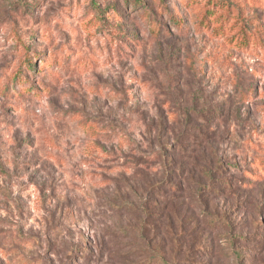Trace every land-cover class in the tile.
<instances>
[{"label":"clouds","instance_id":"1","mask_svg":"<svg viewBox=\"0 0 264 264\" xmlns=\"http://www.w3.org/2000/svg\"><path fill=\"white\" fill-rule=\"evenodd\" d=\"M12 2L0 0V261L69 264L76 252L71 264H264L243 201L224 192L205 195L217 213L231 216L232 235L197 228L195 243L185 236L177 245L181 237L164 231L166 216L158 218L159 231L143 235L137 223L149 199L148 184L161 185L169 198H186V173L199 177L200 169L211 167L212 152L238 165L229 170L238 190L264 205V43L247 7L264 10V0H236L243 16L225 9L211 17V30L193 28L191 51L178 62L176 87L183 97L170 90L151 36L142 46L117 39L121 21L114 10L106 11L105 26L93 0H46L37 11L39 24L29 17L17 27L9 18ZM108 2L96 0L105 8ZM187 2L169 0L177 12ZM245 24L251 30L242 46ZM36 31L39 44L31 40ZM45 48L41 71H27L25 57L35 60ZM189 58L206 66L203 76L191 78ZM22 67L32 83L21 77L6 94ZM238 79L259 83L255 100L242 95ZM33 84L39 90L28 91ZM196 91L204 112L193 117L196 135L203 131L208 137L189 150L199 169L190 159L180 160L178 144L192 130L182 114ZM251 169L254 178L248 176ZM246 179L258 183L248 188ZM177 185L183 192L175 191Z\"/></svg>","mask_w":264,"mask_h":264},{"label":"rangeland","instance_id":"2","mask_svg":"<svg viewBox=\"0 0 264 264\" xmlns=\"http://www.w3.org/2000/svg\"><path fill=\"white\" fill-rule=\"evenodd\" d=\"M43 3H46V0H13L12 3L7 5V8H10L12 13H14V15L9 18L17 27L21 21L27 22V18L29 17H31L33 22L39 24L41 18L37 15V11L41 8ZM93 7L96 9L98 17L105 23V26H108L105 16L106 11L114 10L117 13L121 22L115 25V28L118 33L117 39L121 40V42L131 38L132 43L142 46L145 43V36L152 37L155 47L160 53L157 57V61L160 66L167 70L169 88L173 91L174 96L178 97L184 96V92L176 87L177 81L181 76V73L178 71V62L183 53L191 51L187 39L189 36L195 39L193 28L203 29L207 27L211 30V17L216 16L218 13H222L225 9H227L228 13H231L235 8L237 12L243 16V11L236 3V0H207L206 4L202 3V0H188L183 6L177 5L179 8L178 12L173 10L169 0H124L123 7L121 6L120 0H114V2L113 0H109L107 8L97 4L96 0H93ZM247 7L252 9L249 19L250 21H254L257 25L258 31H260L261 42L264 43V31H262L264 30V10H261L256 4L248 5ZM165 13L168 15V21H164ZM3 14L5 16L9 15L7 10H5ZM129 22H132L131 31L126 30L129 26ZM173 27L176 28V32H173ZM250 30L248 24H245L244 28L241 29V32L244 33L243 40L241 41L242 46H246L249 42L247 32ZM40 37L41 33L39 31L31 33V40L36 44L40 43ZM128 46L131 48V44ZM27 50L30 53L32 52L31 45ZM47 53L48 49L45 48L44 52L37 51L35 53V60H33L31 56L25 57L24 64L27 65V71L38 74L41 71V57H46ZM121 63L122 67L127 66L126 61H122ZM186 71L192 79H196L197 77L203 76L207 68L206 66H196L195 62L189 58V67L186 68ZM21 77L24 78V81L30 84L32 83L31 78L26 76L25 69L22 67L20 72L16 75L15 81L5 86L6 94L10 91L11 87H15L22 83ZM237 84L241 89L242 95L247 96L250 94L254 100L257 98L259 93V83L257 81L248 80L242 82L238 79ZM27 90L32 91L39 89L33 84L32 87ZM192 95V105L185 108L182 114L183 120L187 125L192 126V130L190 132H183L178 139L180 143L185 145L193 136L201 140L206 138L203 131H199V135H196L198 126L194 124L193 120L194 116L204 115V112L199 108L198 104L201 92L196 91ZM3 110L6 112L11 111L10 108ZM217 111H219V109H217ZM209 115H211V112H209ZM183 128L184 125L181 124V130ZM17 146L19 147V142ZM261 151H264V148H262ZM223 163H225L224 159ZM234 166L238 165L225 163V166L221 169L222 172L224 171V175H222L220 179L229 178L234 181L235 178L229 175V170ZM3 171L6 173L7 169H3ZM248 176L254 178L256 176V170H249ZM244 182L248 183L247 179ZM256 183L258 182L253 179L252 183H248L251 184L248 185V188L254 187ZM261 191L264 192V187L261 188ZM227 195L229 198L237 201L238 204L243 201V206L246 207L250 214V220L247 224L249 231L254 232V229H258L260 226L259 234H262V232H264V205H257L255 202L248 200L246 191L243 194L240 192L236 195L233 193H228ZM18 207H20L22 211L23 203L21 202ZM212 207L214 208V206ZM227 223L236 231L230 215L227 216ZM76 256L77 253L74 252L72 256L69 257V264H71V260ZM0 264H3V262L0 261Z\"/></svg>","mask_w":264,"mask_h":264},{"label":"trees","instance_id":"3","mask_svg":"<svg viewBox=\"0 0 264 264\" xmlns=\"http://www.w3.org/2000/svg\"><path fill=\"white\" fill-rule=\"evenodd\" d=\"M192 138V139H191ZM188 143L180 144V160H191L192 167L199 169L197 161L189 154V150L195 148L201 143V139L196 136L191 137ZM208 137L204 140H207ZM166 164L168 163V154H164ZM212 164L211 167L200 169V176H192L191 171L186 175L190 177L186 183L190 184L186 198L173 199L169 198L167 193L161 191V185L148 184L149 199L142 205V218L138 219L139 231L141 235L150 229L159 231L158 218L166 216L168 218L164 227V231L170 236L179 235L181 239H177L175 244L180 245L182 238L187 236L188 241L195 243L198 240L196 234L197 228L201 230L212 229L218 236L232 235L235 230L227 223L228 214H219L215 211L209 203L205 193L220 191L226 194L233 193L234 195L240 193L238 190V183H234L229 178L221 180L220 177L224 175L221 169L225 166L223 159L216 156L215 152L211 153ZM175 164L173 160L171 162ZM246 183V182H244ZM247 184L251 185V184ZM175 191L183 192V189L177 185ZM156 193L157 195H152ZM259 229H254L253 239L257 241V246L264 251V232L259 234Z\"/></svg>","mask_w":264,"mask_h":264}]
</instances>
